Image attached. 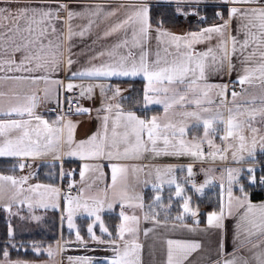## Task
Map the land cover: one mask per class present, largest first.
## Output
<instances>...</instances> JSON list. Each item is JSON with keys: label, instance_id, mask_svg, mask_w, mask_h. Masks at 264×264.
<instances>
[{"label": "crops", "instance_id": "1", "mask_svg": "<svg viewBox=\"0 0 264 264\" xmlns=\"http://www.w3.org/2000/svg\"><path fill=\"white\" fill-rule=\"evenodd\" d=\"M62 2L68 5V10L73 12H82L85 13L83 17H74L72 20H67L66 11H61L59 13V20H57L56 28L58 32L62 33L63 36L67 35V27L70 24L73 32H79L84 26L88 24V17L86 15V10H91L96 4H100L104 11H116V15L104 18L103 13L99 17H91L94 20L92 27L84 37L74 35L70 41L71 48V59L75 61L72 64L71 68L68 69L66 65L61 64L59 70L55 72H49V79L46 82L45 80H38L36 83H32L30 80L16 81L11 79L0 80V93H3V85L9 86L10 91L4 92L3 94L9 96L5 99L6 103H16V97L21 99L25 96H35L36 97V107L34 109V114L41 116L43 120L48 121L49 126L51 127H61L63 132L60 134L62 136L63 142L58 145V151L56 153L47 152V154L37 156V157H12L4 156L0 159L4 160H13L17 162L23 161L25 164L27 161L30 162V170L28 173H24L23 169H17V172L12 170L3 173L0 172V176H8L11 174L17 180H20L22 177L29 175L33 168H36V175L33 178L28 177L27 182L20 185L21 192L19 194V200H25L24 204H20L16 201H13L12 197L16 194V189L12 186L3 182V190L0 191V215L6 219L7 222V232L9 227L13 231V238L10 241L8 252L12 250V245H16L15 248L23 249H32L33 245H36V242H43V245H52L56 247V259L59 263L60 258L69 256L74 260L77 258L87 259L91 264L96 263L97 261L94 258V255H88L82 250V248H95L100 249L104 247H109L108 243H97L93 241L90 236L85 235L84 238H81V241H77L74 235L67 236L68 232V220L67 212L65 211L66 201L61 200L60 209L57 211L56 208H43L37 206L34 199V195L37 193H45V196H50L52 193H46V189L52 188L51 184L61 185L62 181H65L68 184L78 188L76 193L66 194L62 190H59L60 198L64 196H71L76 198L80 204H83L85 201L89 203V206H93L89 197H96L102 199L103 210L99 212V216L104 220H107L109 223L111 221V228L108 229L114 233L111 236H104L100 239L105 241L116 239L117 243L121 246L125 241L131 245L133 242L139 245V248L136 254L131 257L133 259L138 258V264H167L168 261V241H179L181 243H198L200 248L195 252L191 253L188 257V260L184 264H224V261L233 259L236 257H243L250 261V264H255V261L252 259L254 255L260 251L258 248H253L252 245L260 244L264 240V236H261L259 233L255 234L250 238L248 243H245L243 246L240 245V241L243 240L246 236V233L242 230L244 227H249L247 224H243L241 230L238 231L237 225L241 223L240 216L243 215V212L246 211L245 208H240L237 203L236 198H241L246 195L247 203L255 205L257 209L260 205H264V195L259 199H253L250 195L251 192L248 189H252L249 186V183L246 182L247 188H243V193H241L238 187L232 189L233 201L232 206L229 212L228 207V194L225 195L224 200L220 197V202L217 206L213 208H201L199 211L198 217H193L189 213H184L183 211V202L184 199H189L190 190L187 189L188 186V172L187 168L189 165L192 166V172L195 173V168L197 164L202 166H217L219 167L222 164H219L217 161H214L211 157L212 155H207L209 152V147H201L202 143L205 144L206 141H203L200 144V151L204 154V157L199 160H195L194 157L190 154H170L174 153L179 145L180 136L177 134L175 138L172 137V129H169L165 134L168 135L170 144L165 146L163 139L157 141L156 149L157 152L151 151L152 145H147L148 151H141L138 157L134 154H130L128 158H121L119 160L112 159L109 160L106 156L101 157H85L81 159L79 156H68L66 155L69 151H76V145L82 141L88 140L94 134L97 135L99 140L100 135L103 134V123L104 116H108V137L111 138V129H112V120L115 119L116 113L120 111L122 114H127L128 112H133L141 119H151L152 117H157L158 122L163 126L165 123H172L178 125L179 123L175 122L176 116L173 114H178L177 112H172L171 108L167 113L171 117L170 120H164L163 114L164 109L163 105H144V88L147 84V81L143 78V74L136 77H110V78H90V77H72L73 72L78 70L91 67L92 65H99L104 61L108 60L107 56L101 57L100 59L89 60L92 56L100 53L101 51L110 50L111 47L119 42L124 40L128 41L127 47L121 48L118 50L119 54L127 55L129 50L132 55L139 61V56L142 50L148 52V61L152 62L157 59L156 53L160 52V57L162 59L167 57L164 49H168L170 52H174V46H169L168 37L160 36L159 40L157 39L158 32H166L169 35H178L186 36L191 32H198L202 28L209 27L216 24H222L224 20L228 19V9L233 5H224L219 2H216L221 6L220 11H224L223 19L218 18L217 20L207 23L197 28L191 29L188 27H183L178 30L169 29V28H159L151 25V28L146 37H141L138 32V26L136 28L137 36L135 41L133 40V28L131 26L126 27L119 32L106 37L103 36L104 31L110 28L116 22H119L125 19L130 15L136 8L140 7L141 4L147 5L148 8L152 4L157 3H172L178 5L176 1L171 0H111L110 3H107L106 0H62ZM204 3V2H203ZM33 7H38L39 4L37 0H10V3H0V7L7 8L10 12L15 13L20 7L29 5ZM193 3H180L181 7H184L185 12L188 13L189 10H194L192 6ZM207 4V3H204ZM123 5V7H121ZM56 7V5H52ZM223 7V8H222ZM240 7V6H237ZM180 9V7H179ZM197 12V11H193ZM191 13V12H190ZM199 14V13H198ZM185 23L189 20H200L199 17H203L202 14L199 15H183L181 14ZM3 24L5 27L12 26V18L4 20ZM240 26V20L234 18L231 21L229 31L232 35H237V28ZM62 36V39H63ZM238 40H243L244 35L241 32L237 36ZM54 39V38H53ZM47 41H45L46 43ZM218 41L216 38L211 41H205L203 43H197L192 46V51L195 52H205L209 47L214 49V54L221 55L216 51V45ZM67 44L64 45L63 56L61 59H67L69 52L66 50ZM251 49H249L250 51ZM24 53H5L0 55V58L3 59H13L17 63L21 60V57ZM239 53L232 57V64L234 65L233 70L229 74L227 61H225L224 67L218 71H211L206 69L205 79L198 81V86L203 88L205 85H211L213 90L220 89L224 93L227 100L230 101L232 92L238 88L242 92L249 89H256L264 86L258 80L253 79L251 83H245L240 85L237 80L239 75H243L244 67H254L255 65L252 62L247 64L241 63V58ZM206 65L211 64V57L206 58ZM21 75H45L42 72L36 73H21V72H8L6 70L0 71V77L4 76H21ZM59 81L61 83H55ZM136 81H139L136 83ZM71 83L77 90L81 86H86V88H93L91 90L92 94H86L85 96L80 95L81 104L80 108H77L73 111L66 112L64 114L60 113L62 109V93L67 88V85ZM104 86L103 92L101 91L100 86ZM219 86V87H215ZM226 86V88L224 87ZM235 88V89H234ZM20 89V92H17ZM116 89H119V95H114ZM209 88L206 89L208 91ZM236 90V91H238ZM59 91V95L57 97ZM235 91V92H236ZM216 92L213 93L212 99L213 105L220 103V96H216ZM16 94V95H15ZM15 96V98H14ZM90 97V98H89ZM191 98H208V96L203 97H192ZM229 98V99H228ZM235 99V103L239 102L238 97H232ZM58 100V102H56ZM205 102V101H203ZM227 102V101H226ZM241 102V99H240ZM119 104L120 108L117 109L116 105ZM109 105L112 106L111 111H104ZM78 109H86L85 112H80ZM58 117L63 119L58 121ZM12 118H19L13 116ZM27 118V116H25ZM0 119H8L7 117H0ZM58 121V122H57ZM36 121H32V125L35 126ZM65 124H70L73 127L71 128L72 133V143L69 145L66 143L68 139L69 129L64 127ZM118 131H123V129H118ZM187 136H191L190 131L186 130V134L181 137L186 142V146L190 151H195L194 148H191L189 141L186 140ZM144 139L147 137L145 135ZM176 144L177 148H173L172 145ZM204 146V145H203ZM124 146L121 145L120 151L123 152ZM108 149H105V153ZM115 151V150H113ZM264 152V151H257ZM158 153V154H157ZM256 153L254 155H256ZM54 155H59L60 159H54ZM226 154L224 155V161L221 162L224 165L227 163ZM248 160H236L234 164L245 166H255L260 165L264 166V163H253V161L246 163ZM42 164H48L53 168L56 167L58 172V177H53L52 180H46L39 176V169ZM87 164L88 168L84 169L85 175L82 179L80 176V171L83 166ZM116 164L118 166L125 167L127 169L126 173L123 176L122 180L118 179L115 189L109 187L112 185V170L111 165ZM236 165V166H237ZM229 167V164H227ZM258 167V166H257ZM171 169L170 172L167 170ZM212 168H207L211 171ZM204 170V168H203ZM61 172L64 173L61 176ZM200 170H196V175L200 174ZM3 174V175H2ZM159 175V179H158ZM227 177V174H225ZM53 176V175H52ZM194 176V175H193ZM192 176V177H193ZM175 178L176 183L180 184L184 192L181 197H176L175 189L176 184H169L167 181L169 179ZM261 176L260 178H262ZM257 181H259V179ZM218 183V182H217ZM245 183V182H244ZM252 184V183H251ZM36 185H41L36 192H29L27 189L34 187ZM91 185V187H89ZM211 188V187H210ZM209 187L206 188L203 192L199 194L191 193L190 197H202L208 193ZM81 189H83V195H81ZM107 192L105 194V190ZM193 192L194 188L191 189ZM121 191H126L129 199L121 200L118 193ZM189 193V194H187ZM159 196L160 199L157 200L156 197ZM38 197H41L38 195ZM50 198L42 199V202L48 205H52ZM41 201V199H40ZM175 202H179L180 207L173 208ZM221 202L224 204V215L221 220L222 227H209L207 224L208 215L215 211L217 214L220 213ZM111 203L112 207L109 208L108 204ZM11 204L10 210H6V206ZM29 204L31 207H29ZM57 205V204H56ZM138 205H143L139 207ZM75 207V203L73 204ZM23 208L26 209L23 210ZM173 208V209H172ZM27 209H33L35 214H40V219L35 220L33 217L36 215L28 214ZM124 212L125 215L131 217H137L135 222L133 221H123L121 219L120 213ZM144 212V214H143ZM145 215V216H144ZM178 216H181L182 219H177ZM74 223L81 225L82 232H87L88 226L93 223L95 216L89 217L87 212L82 208L78 209L74 215ZM198 221V223H197ZM54 224L56 226L52 235H55L56 238L51 240L50 235L45 236V233H48L46 230L49 224ZM122 223L127 224L130 227L136 229L135 233L125 232L124 240L118 238V226ZM42 225V228L40 227ZM48 224V225H47ZM107 224V223H106ZM36 227V229H34ZM39 228V229H37ZM98 228V227H97ZM40 230L43 231L45 238L40 237ZM47 231V232H46ZM72 232V230L70 231ZM36 237V238H34ZM41 238V239H40ZM6 242V243H7ZM221 244L223 248H221ZM38 245V244H37ZM67 247H74V250L68 251ZM62 248V250H61ZM3 252L0 254V262H4ZM2 255V256H1ZM45 255V254H40ZM115 256V253H111V259ZM14 260H11V259ZM10 261H24L27 262L30 260L24 259L22 257H13L11 254L8 257ZM80 261V260H79ZM108 261V260H107ZM107 261H104L107 263Z\"/></svg>", "mask_w": 264, "mask_h": 264}, {"label": "snow or ice", "instance_id": "2", "mask_svg": "<svg viewBox=\"0 0 264 264\" xmlns=\"http://www.w3.org/2000/svg\"><path fill=\"white\" fill-rule=\"evenodd\" d=\"M39 6L33 7L31 4L20 7L15 13L10 12L7 8L0 7V55L5 53H24L21 60L17 63L13 59H3L0 58V71H4L5 67L8 72H21V73H36L42 72L45 75L35 76V75H21V76H4L0 77V80H30L32 83H36L38 80L48 81L49 77L46 75L49 72H55L59 70L61 64L66 65L68 69L71 68L72 64L75 63L71 59V48L70 43L74 35L84 37L88 33L94 23L91 17H99L101 13L105 19L115 16L116 11H104V8L100 4H96L93 9L86 10V15L88 17V24L84 26L79 32H73L71 25L67 27V35L63 36L62 33L58 32L56 28V21L59 20V13L61 11H66L67 20H72L74 17H83L85 13L73 12L68 10V5L62 0H37ZM110 3L111 0H106ZM177 4L180 3H194L200 4L204 0H176ZM0 3L8 4L10 0H0ZM219 3L224 5H233L228 9V19L224 20L222 24H216L209 27L202 28L198 32L188 33L186 36L169 35L166 32H158L157 39L160 36L168 37L169 46H174L175 51L170 52L168 49H164L167 57L171 59L160 57V52L156 53L157 59L155 61L149 62L148 52L142 50L139 56V61L132 55L129 50L127 55L119 54L118 50L127 47L128 41L124 40L122 42L114 44L110 50L101 51L100 53L92 56L89 60L100 59L101 57L107 56L108 60L102 62L99 65H92L77 72H73L72 77H90V78H110V77H136L143 74V78L147 81L144 88V105L156 104L163 105L165 114L173 108L174 106H180L181 108L186 105H196L201 106L202 100L200 98H189L192 97L207 96V88L213 87L211 85H205L203 88L198 86V81L205 79L206 69L211 71H218L224 67L225 61H227V67L229 74L234 68L232 64V57L239 53L242 64H247L252 62L254 67H244L243 75L238 76L237 82L240 85L245 83H251L253 79L258 80L260 83L264 84V0H219ZM56 5L53 7L52 5ZM240 6V7H237ZM123 7V5H121ZM178 13L183 15H199L197 12L182 13L179 7L177 8ZM216 16L223 19V13L217 12ZM12 18V26L5 27L3 24L4 20ZM200 20H205L206 17H199ZM234 18L240 20V26L237 28V35H232L229 31L231 21ZM162 24V21H161ZM131 26L133 28V40L135 41L137 36L136 28L138 26V32L141 37H146L150 28L149 19V8L147 5L141 4L140 7L136 8L130 15L125 19L116 22L106 31H104L101 38L109 37L126 27ZM243 33L244 39L238 40L237 36ZM63 36V39H62ZM54 38V39H53ZM216 38L218 43L216 45V51L221 55L214 54V49L209 47L205 52H195L192 51V46L197 43H203L205 41H211ZM45 41H47L45 43ZM67 44V51L69 56L67 59H61L63 56L64 45ZM249 49H251L249 51ZM211 57V64L206 65V58ZM55 83H61L56 81ZM73 84L69 83L67 89L70 91ZM103 92L104 86H100ZM219 87V86H215ZM226 88V86H224ZM91 92V88L87 90ZM0 93V96H3ZM83 95V93H82ZM114 95H119V89H116ZM221 96L224 95L223 92L220 93ZM238 95L235 91L232 92V96L235 98ZM90 98V97H89ZM16 103H10L7 107L0 104V117H7L8 119H0V157L12 156V157H37L47 152L56 153L58 151V145H60L63 140L60 135L63 132L61 127H51L48 121L43 120L41 116L34 114V109L36 107V97L35 96H25L22 99L16 97ZM212 103L211 100L207 101ZM70 103V101H69ZM112 106L109 105L104 111H111ZM116 108L119 109L120 105L117 104ZM203 111H208L204 108ZM80 112L87 111L86 109H78ZM232 110L229 109V112ZM255 111V110H254ZM264 112V108L260 110ZM184 117H193L199 123L203 124L204 128V139H207L209 131H215L213 124L216 117L212 119H203L198 112H183ZM251 115V114H250ZM13 116L19 117L12 118ZM27 116V118H25ZM254 118V117H253ZM62 117H58V121L62 120ZM35 120V126L32 125V121ZM103 134L100 135L99 140L97 135H93L86 141H82L76 145V151H69L66 153L68 156H79L81 159L85 157H101L106 154L109 160L116 159L119 160L122 157L128 158L130 154H134L136 157L139 156L141 151H148L147 145L151 144V151L157 152L156 144L161 138L165 146L170 144L168 135L165 133L172 129L171 135L173 138L177 136L183 137L186 134V126L176 127L172 123H165L163 126L158 122L157 117H152L149 119H141L133 112H128L127 114H122L120 111L116 113L115 119L112 120L111 138L108 137V116L103 118ZM57 121V122H58ZM227 127L225 129L226 135L221 137L222 140H227L229 137L234 135V131L241 127L240 124L234 123V118L230 115L225 122ZM64 127L69 129L68 139L66 143L71 145L72 143V133L70 124H65ZM118 129H123V131H118ZM253 132L256 129H252ZM147 137L145 140L144 137ZM239 139L243 141L244 137L239 136ZM264 140V137L261 138ZM203 142V141H201ZM211 145V140L208 141ZM179 147L173 144V148H177L174 153L170 154H190L193 157L199 158L202 153L200 151V144L193 143L191 148L195 151H190L186 146V142L183 139L177 141ZM121 145L124 146L123 152L120 151ZM255 142L253 148L245 149L243 143L240 145L242 151L246 150L248 156L254 155ZM108 151L105 153V149ZM115 150V151H113ZM227 149H225L226 151ZM261 151H264V143L261 144ZM158 154V153H157ZM54 159H60L59 155H54ZM223 158V157H222ZM233 158L236 159V154L233 153ZM243 159V157H240ZM21 169L25 167V164L21 163L19 165ZM89 165L85 164L80 171V176L83 179L85 172L84 169L88 168ZM112 170V185L109 186L115 189L118 179L122 180L127 169L116 164L111 165ZM168 172L171 169L167 170ZM188 177L191 178L193 175L192 166L189 165L187 168ZM249 173H253L254 169L249 168ZM64 173L61 172V176ZM236 170H228V207L229 212L232 206L233 195H232V183L235 180ZM28 177H22L20 180L15 179L12 176H0V191L3 190V182L9 183L12 188L16 189V194L12 197L13 201L20 204H24L25 200H19V194L21 192L20 185L27 182ZM159 179V175H158ZM169 184H176L175 195L176 197H181L184 189L180 184L176 183L175 178L169 179L167 181ZM250 182L255 183L256 178L254 175L250 177ZM211 179H206L204 184L196 187L193 183V188L196 192H203L204 188L211 184ZM260 183L264 184V177L260 179ZM41 185H36L27 189L29 192H36ZM73 185L69 184V188ZM91 187V185L89 186ZM223 187V186H222ZM83 189H81V195H83ZM243 193V188L240 189ZM107 189L105 190V194ZM46 193L58 194V190L55 188L46 189ZM37 195L43 196L45 193H37ZM121 200L129 199L126 191H121L118 193ZM93 206H89V203L85 201L80 204L76 198L71 196L66 197V207L67 212L68 227L70 229L74 228L73 215L74 213L82 208L87 212L89 217L95 216L93 223L99 222L100 231L106 233L108 229L105 227L103 221L99 216V212L103 210L102 199L96 197H89ZM157 200L160 199L159 196L156 197ZM237 203L240 208H245L246 211L240 216L241 223L237 225L238 231L241 230L243 224L249 225V227H244L242 230L246 233L243 240L240 241V245L243 246L245 243L250 241V238L255 234L259 233L264 236V205H260L259 208L251 203H247L246 195L241 198H236ZM75 203V207L73 204ZM39 207L48 208L49 206L55 208L57 205H48L42 202H38ZM143 207V205H138ZM29 207L31 205L29 204ZM108 207L111 208L112 204L109 203ZM11 204L6 206V210H10ZM224 204L221 202L220 213L213 211L207 217V224L209 227H222L221 220L224 215ZM184 213L191 212L193 217H196L198 213L196 211H191L189 207V199L185 198L183 202ZM121 219L125 222L137 220L135 216H127L122 211L120 213ZM35 220H39L40 217H33ZM177 219H182L178 216ZM198 223V221H197ZM136 229L122 223L118 226V238L124 240L125 232L135 233ZM88 232L93 241L97 243H108L111 246V250L115 253L112 259L107 261V264H138V258L133 259V257L139 245L134 242L129 245L125 241L123 251L120 250V245L117 243L116 239L105 241L98 238L93 232V225L88 226ZM13 236V231L9 227L8 237L11 240ZM77 241H81L79 232L76 235ZM168 261L167 264H184L188 260L191 253L195 252L200 248L198 243H181L179 241L169 240L168 242ZM13 248L16 245H12ZM253 248H258V251L252 259L255 264H264V240L260 244L252 245ZM221 248L223 245L221 244ZM33 250L39 255L41 254L40 248L33 245ZM62 250V248H61ZM48 256H52V251L48 250ZM4 262L0 264H26L24 261H10L8 259L9 252L7 247L3 250ZM73 258L69 257L71 261ZM80 260V264H90L87 259L77 258ZM224 264H250L248 259L243 257H236L224 261Z\"/></svg>", "mask_w": 264, "mask_h": 264}, {"label": "rangeland", "instance_id": "3", "mask_svg": "<svg viewBox=\"0 0 264 264\" xmlns=\"http://www.w3.org/2000/svg\"><path fill=\"white\" fill-rule=\"evenodd\" d=\"M204 3H207V2H204ZM204 3H200V4L205 5ZM193 11H195V9L189 10L188 13L193 12ZM180 12H182V13L185 12L184 7H180ZM72 89H74V87ZM88 89L89 88H86V86H81L79 89H77V91L80 92V95H82V93H83V96H85L87 93L89 95L92 94L91 92L87 91ZM2 90L4 92H9L11 89L9 86L3 85ZM67 90L68 89L66 88L65 91H67ZM91 90H93V88H91ZM237 90H238V88H237ZM234 91H236V90H234ZM17 92H20V89ZM214 92H216L215 93L216 96H220V98H221L220 103L217 105H213V103L207 102L209 100L212 101V99H210V96L212 97ZM221 92H222V90H221ZM207 93H208L207 94L208 98L201 99L202 101H205V102H202L201 106H199V107L194 105V104L193 105H186L183 108H181L180 106H174L172 109V112L178 113V114H173L176 117L171 116V115L168 116V114H163L164 120H170L171 117H174L176 120L175 122L179 123L178 125H176L177 128L180 126H186V130H189L190 134H191V136L186 137V140L189 141L190 145H191V142L201 144L202 143L201 141H206L205 144L204 143L201 144L202 145L201 147H204L203 150L205 151V146H208L209 152L207 153V155H209V154L212 155L211 158L214 161H217L219 164H222L219 167H217V166L214 167L211 165L202 166L200 164H197L196 168H195V173L193 175L196 176V170H200V172H201L200 173L201 174L200 179L198 181L194 180L193 175H192L193 177H191V178L188 177V183L189 184L187 186V189L190 190V195H191V193L199 194V192H196L195 188H194V191L191 192L192 191L191 189H193V186H192L193 183L196 185V187H199L200 185L204 184L206 179L212 180V183L207 185L204 188V190H205L206 188L211 187L208 190V193H206L204 196L194 198V197H190V195H188L189 207H190L191 211H196L198 214H199V211L201 210V208L205 209V208H209L212 206H217L220 202V197L222 200H224L225 195L228 194L227 193V189L229 186L228 185V170H230V169L236 170V176H235V180L232 183V189H234L236 187H238V189L245 188L246 186L244 185V182L251 183L250 177L252 175H254L256 178L257 174L259 172H262L260 165H256V167L250 166V165L241 166V165L234 164V161H236V160H248V161H246V163H248V162L251 163V161H253V163L259 164L260 163V155L264 154V152L256 153L257 151L261 150V144L264 143V140L261 139L262 137H264V112L260 111L262 108H264V86L256 88V89H249V90L244 91V92H242L241 90L236 91V93H238V95L236 97L239 98V100H238L239 102H237V103H235V99H232L233 96L230 97V101L226 99L225 95L221 96L220 95V89H216V91H215L212 88H209ZM58 95H59V91H58L57 97H58ZM7 98H9V96H6V95L0 96V104L7 107L10 104V103H6V104L4 103L5 99H7ZM14 98H15V96H14ZM240 99H241V102H240ZM56 102H58V100ZM204 108L208 109V111H203L202 109H204ZM229 109H231L232 111L229 112ZM192 111L198 112L200 117H201V120L212 119L213 117L217 118L213 124V128L215 129V131L210 130L207 139H204V128H203L202 123L197 122L195 120V118H193V117H184L182 115L183 112H192ZM172 112H168V113L172 114ZM230 115L234 118V123L240 124L241 127L234 131L233 136L229 137L227 140H222L221 137L226 135L225 129H226L227 125L225 122L227 121V119L229 118ZM252 129H256V131L253 132ZM239 136L244 137L243 141H241L239 139ZM179 139H181V137ZM209 140H211V142H212L211 145L208 143ZM254 142H255L254 154L256 153V155H253L250 157V156H248L246 150H244V151L241 150L240 145L243 143L245 149H251V148H253ZM225 149H227V150L225 151ZM233 153L236 154V157H237L236 159L233 158ZM225 154L227 156L226 157L227 158L226 165L221 163L224 161V155ZM203 157H204V154L202 153V155L199 158L194 157V159L199 160V159H202ZM240 157H243V159H240ZM21 163H23V161H21V162L20 161L19 162L14 161V163L11 164L12 171L17 172V169L20 170L19 165ZM227 164H229V167H227ZM203 168H204V170H203ZM207 168H212V169H211V171H209V170H207ZM249 168H253L254 172L249 173L248 172ZM225 174H227V177H225L226 176ZM12 175H14V174H11L8 176H12ZM35 175H36V168H33L31 173L29 175H27L26 177L33 178ZM262 176L264 177V175H262ZM259 177H261V176H259ZM51 187L57 189L58 194H51L50 196L44 195L43 198L38 197V195L35 194L34 199L36 201V204H38V202H41L40 199L44 200L46 198H50L49 200H51L52 204H57L56 210L61 211V209L59 208L61 203H62L61 200L64 199L66 201V197H69V196H64V198H60L59 190H62V183H61V185L51 184ZM187 194H189V193H187ZM171 207H173V208L180 207L179 202H175L173 205H171ZM51 208H53V207H51ZM23 210H25V213H26V209L23 208ZM27 210H28L27 211L28 214L34 213L33 209H27ZM143 214H144V212H143ZM34 215H36V217H40V214L34 213ZM190 215H191V212H190ZM196 217H198V216H196ZM101 220L103 221V223L107 229H108V227L111 228V225H112L111 221L109 223L107 220H104L103 218H101ZM73 221H74V217H73ZM73 224L75 225V227L72 229H70L67 225V227H68V232L66 233L67 236L72 234L76 237L77 232H79V235L81 238H84L85 235L90 236L88 230H87V232H82V230H81L82 224L77 225L76 222L75 223L73 222ZM92 225H93V232L98 238H102L104 236H111L114 234L109 229L106 233H102L100 231L99 222L92 223ZM6 226H5V228L2 229V231H0V233H1L0 234V240H2L1 241L2 242V247H1L2 252L5 249V247H9V245L11 244V242L10 243L7 242L10 240L8 237V232H7ZM40 227L42 228L41 224H40ZM55 228H56V226L54 224L50 223L46 228L48 233H45V236H48V235L55 236V235H52V232H54ZM34 229H36V227H34ZM37 229H39V228H37ZM71 230H72V232H70ZM38 233H40V235H43L42 230H40ZM33 242L34 243L36 242V246H38L40 248V252L42 254H45V255L38 257V258H24V259L30 260L27 262V264H80L79 260L72 259L70 261L69 256L63 257L64 258L63 260H62V258H60V261L58 263V261L56 259L57 258L56 257V255H57L56 247L49 245V244L45 246V245H43V242L41 243V242H39V241L37 242L35 240ZM31 248H32L31 250L34 253H36L33 250V247H31ZM8 249L9 248H7V250ZM14 249L20 250L21 247L12 248V250H14ZM49 249L52 251L51 257H49L47 254ZM64 249L71 251V250H74L75 248L74 247H67V249L66 248H64ZM82 250H84V252L87 253L88 255H94V258L97 261L96 262L97 264H107L104 261L111 259V253L113 252L111 250V246L100 248V249H95V248H85L84 249V248H82ZM120 250H121V252L123 251V245L121 246ZM11 251L9 253V256L11 254ZM11 260H14V259H11ZM92 264H95V263H92Z\"/></svg>", "mask_w": 264, "mask_h": 264}, {"label": "trees", "instance_id": "4", "mask_svg": "<svg viewBox=\"0 0 264 264\" xmlns=\"http://www.w3.org/2000/svg\"><path fill=\"white\" fill-rule=\"evenodd\" d=\"M171 1H176V0H171ZM204 2H207V4L201 5V4L193 3L192 5H189V4L183 5V6H186V5L192 6L195 9V11H197V13L202 14L203 17H206V19L202 20L201 22H198L195 20H189L187 21V23H185L184 17L177 11V8L181 7L180 5H175L172 3L152 4L149 7L150 24L154 27L169 28V29H174V30H178L183 27L194 29V28H197L198 26H202V25H205L207 23H211L217 20L219 18L216 16L217 12H221L223 14L225 13L224 11H220L221 6L216 3V2H219V0H204ZM161 21H162V24H161ZM137 82L139 81H136V83ZM12 163H14L13 160L0 159V172L7 173L11 171ZM260 163H264V154L260 155ZM261 171L262 172H259L256 176V182L252 184L249 183L250 185L249 187L252 189H248V190H250L251 192L250 196L253 199H259L264 195V186L259 181H257L258 178H260L259 176L264 175V166H262ZM39 176L46 178V180L50 181L53 179L54 176L55 178L58 177V172H57L56 167L53 168L52 166H49L48 164H44V165L42 164V166L39 169ZM244 185L246 186V182L244 183ZM247 187L248 186H246L245 188ZM213 207L214 206L209 207V208H213ZM6 225H7L6 219L0 215V231H2V229L5 228ZM40 236L41 238H45L44 235H40ZM48 238L53 240L56 238V236H50ZM1 241L2 240H0V254L2 253V250H1L2 242ZM11 255L13 257H22V258H38L42 256L40 254L38 255L34 253L31 249H23V248H21L20 250L19 249L12 250Z\"/></svg>", "mask_w": 264, "mask_h": 264}, {"label": "built area", "instance_id": "5", "mask_svg": "<svg viewBox=\"0 0 264 264\" xmlns=\"http://www.w3.org/2000/svg\"><path fill=\"white\" fill-rule=\"evenodd\" d=\"M70 101V103H69ZM80 105V98H79V94L75 89L72 90H67V91H63L62 93V113H66L69 111H73L76 108H78ZM29 164H25V167L23 169L24 173H28L29 172ZM194 180L198 181L200 179V176L197 174L196 176L193 177ZM264 185V184H263ZM77 188L75 186H73L72 188H69V184L62 182V191L63 193L66 194H70V193H75L77 192Z\"/></svg>", "mask_w": 264, "mask_h": 264}]
</instances>
